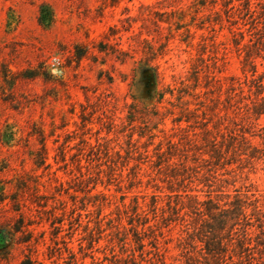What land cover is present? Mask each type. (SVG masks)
I'll use <instances>...</instances> for the list:
<instances>
[{
  "label": "rangeland",
  "instance_id": "rangeland-1",
  "mask_svg": "<svg viewBox=\"0 0 264 264\" xmlns=\"http://www.w3.org/2000/svg\"><path fill=\"white\" fill-rule=\"evenodd\" d=\"M212 1L0 0V264H188L194 198L264 211V0Z\"/></svg>",
  "mask_w": 264,
  "mask_h": 264
},
{
  "label": "trees",
  "instance_id": "trees-1",
  "mask_svg": "<svg viewBox=\"0 0 264 264\" xmlns=\"http://www.w3.org/2000/svg\"><path fill=\"white\" fill-rule=\"evenodd\" d=\"M200 6H206L209 0H196ZM212 2L216 3L217 0ZM224 5H231L234 8V0H224ZM247 7L250 10V2L248 1ZM257 73V69L253 70V75ZM261 85H263L261 83ZM240 91L243 92V87L239 85ZM262 92H258L260 95ZM261 113V112H260ZM234 147V145H233ZM217 152V151H215ZM242 154H246L251 159H262L264 160V142L263 147L259 148L254 146L250 151L244 150ZM41 160L37 162L40 166L45 164V157L40 155ZM49 165H47L48 167ZM182 196V194H178ZM188 196V193H186ZM156 202V200H155ZM185 205H182L184 208ZM193 213L198 214L200 217L196 218L195 226L193 230L188 233V244L192 247L187 253L188 264H243V257H248V251L251 250V233L249 231V223L247 220L250 219L248 210L251 207L252 213L256 218L257 228L264 234V211L257 204V202H248L247 197H241L236 195L233 200L226 201L221 204L219 201L209 197L204 201H200L194 198V201L189 205ZM140 205L137 202L134 207V211L130 216L129 224L133 225L135 220H138V226L142 225L145 227L149 224L150 219L148 216H143L138 210ZM253 218V217H252ZM239 226H242V235L239 237L236 235ZM149 229H152L151 225H148ZM19 230V229H17ZM144 232V231H143ZM140 246L143 248L144 238L136 235ZM123 240V239H122ZM157 236L154 235L153 240L150 242L154 247L157 246ZM126 243V241H125ZM256 245L264 247V238L256 240ZM196 249L200 250L204 261L200 260L197 256H194L192 252ZM235 257L239 260L235 261ZM131 264H142L139 263L134 256L130 257ZM126 260V264H129ZM241 262V263H240ZM22 264H32L30 259L23 261Z\"/></svg>",
  "mask_w": 264,
  "mask_h": 264
}]
</instances>
